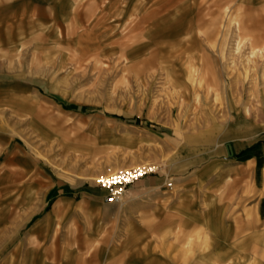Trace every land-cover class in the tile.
Returning a JSON list of instances; mask_svg holds the SVG:
<instances>
[{"label": "rangeland", "instance_id": "374dc122", "mask_svg": "<svg viewBox=\"0 0 264 264\" xmlns=\"http://www.w3.org/2000/svg\"><path fill=\"white\" fill-rule=\"evenodd\" d=\"M231 259L264 264V0H0V264Z\"/></svg>", "mask_w": 264, "mask_h": 264}, {"label": "built area", "instance_id": "2783aa9c", "mask_svg": "<svg viewBox=\"0 0 264 264\" xmlns=\"http://www.w3.org/2000/svg\"><path fill=\"white\" fill-rule=\"evenodd\" d=\"M153 171L151 167L137 166L118 170L99 179L100 185L106 189L107 202H121L128 188ZM170 186L172 184H169Z\"/></svg>", "mask_w": 264, "mask_h": 264}, {"label": "crops", "instance_id": "0c3cea01", "mask_svg": "<svg viewBox=\"0 0 264 264\" xmlns=\"http://www.w3.org/2000/svg\"><path fill=\"white\" fill-rule=\"evenodd\" d=\"M147 179H148V182H150V183L155 181V179L153 177H149ZM233 260L234 259L228 260L226 264H233Z\"/></svg>", "mask_w": 264, "mask_h": 264}]
</instances>
